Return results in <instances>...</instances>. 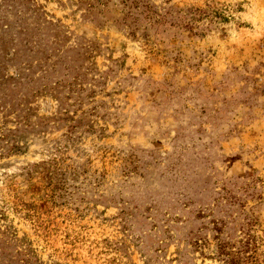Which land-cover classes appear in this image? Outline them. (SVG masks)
Returning <instances> with one entry per match:
<instances>
[{
	"label": "rangeland",
	"instance_id": "rangeland-1",
	"mask_svg": "<svg viewBox=\"0 0 264 264\" xmlns=\"http://www.w3.org/2000/svg\"><path fill=\"white\" fill-rule=\"evenodd\" d=\"M0 264H264V0H0Z\"/></svg>",
	"mask_w": 264,
	"mask_h": 264
}]
</instances>
